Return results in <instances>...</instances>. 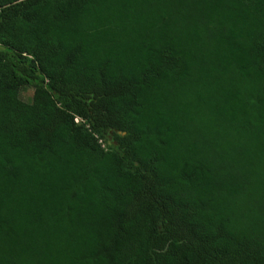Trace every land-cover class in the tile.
Masks as SVG:
<instances>
[{
  "label": "trees",
  "instance_id": "trees-1",
  "mask_svg": "<svg viewBox=\"0 0 264 264\" xmlns=\"http://www.w3.org/2000/svg\"><path fill=\"white\" fill-rule=\"evenodd\" d=\"M0 264H264V0H0Z\"/></svg>",
  "mask_w": 264,
  "mask_h": 264
},
{
  "label": "rangeland",
  "instance_id": "rangeland-1",
  "mask_svg": "<svg viewBox=\"0 0 264 264\" xmlns=\"http://www.w3.org/2000/svg\"><path fill=\"white\" fill-rule=\"evenodd\" d=\"M19 95L23 101L30 102L33 95V88L29 85H24L21 87ZM75 121L80 122L81 119L79 117H76Z\"/></svg>",
  "mask_w": 264,
  "mask_h": 264
},
{
  "label": "built area",
  "instance_id": "built-area-1",
  "mask_svg": "<svg viewBox=\"0 0 264 264\" xmlns=\"http://www.w3.org/2000/svg\"><path fill=\"white\" fill-rule=\"evenodd\" d=\"M102 146H104V144L102 143Z\"/></svg>",
  "mask_w": 264,
  "mask_h": 264
}]
</instances>
